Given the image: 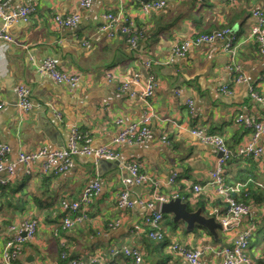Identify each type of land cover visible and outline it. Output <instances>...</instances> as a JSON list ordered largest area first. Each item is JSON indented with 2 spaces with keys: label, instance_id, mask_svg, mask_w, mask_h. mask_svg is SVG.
I'll return each instance as SVG.
<instances>
[{
  "label": "crops",
  "instance_id": "1",
  "mask_svg": "<svg viewBox=\"0 0 264 264\" xmlns=\"http://www.w3.org/2000/svg\"><path fill=\"white\" fill-rule=\"evenodd\" d=\"M144 1L93 0L88 8H80L77 0L3 2L7 8H34L27 21L18 20L8 27L12 41L0 42V144L9 147L8 160L14 164L13 179L0 187V251L10 233L9 225L20 227L30 218L38 221L34 238L20 246V255L13 264H63L60 242L70 255L82 259L96 256L100 264L113 260L111 248L124 245L139 248L143 259L139 264H188L165 250L163 245L172 241L199 250L204 262L219 264L214 251L229 244L241 230L256 225L264 215L263 205H251L250 213L237 225L228 230L217 228L213 236L199 225L188 229L182 220L174 221L172 213H163L165 240L155 241L146 236L143 206L117 208L115 198L121 190H126L134 201L151 194L153 187L149 184L123 183L128 175L125 165L138 162L159 183L161 193L178 194L190 211L199 208L205 216H211V211L223 215L224 206L209 183L218 153L213 146L200 143L190 129L201 127L207 133H217L234 149L250 133L235 122L236 115L245 112L264 118V57L252 40L243 42L233 58L223 49V43L216 41L192 46L185 58L165 62L172 47L195 34L226 26L237 39H245L251 11L264 8V0H168L162 9L148 13L141 9ZM107 12H121L134 21L142 33L135 47H130L121 34L108 37L98 30ZM72 13L80 16L76 27L55 24V15ZM46 58L53 59L59 70L79 75L74 89L53 83L39 71ZM231 60L242 67L245 80L232 82L234 73L227 68ZM145 61L151 66L146 67ZM107 71L113 73V82L105 79ZM149 74L157 83L150 100L158 118L152 121L151 134L143 143L119 146L116 160L75 156L72 167L57 175L36 170L27 174L17 162L20 150L64 146L68 123L90 136L93 148L109 142L117 132L115 120H136L144 107L138 94L120 92L118 83L125 78L145 83ZM20 84L30 92L32 108L26 113L17 107L16 88ZM224 85L232 89L231 94L220 91ZM250 86L263 102L250 98ZM187 99L193 100L192 115L187 110ZM161 136L169 142H162ZM240 159L226 165L229 179L249 170H257L264 179V164L256 163L254 169L252 161ZM171 174L176 175L175 181L166 183ZM94 179L99 180L101 188L88 206V218L70 229L59 230L63 214L60 199H78ZM196 183L202 186L198 193L192 190ZM116 221V227H109ZM257 237L259 244L248 248L251 257L264 252V230Z\"/></svg>",
  "mask_w": 264,
  "mask_h": 264
},
{
  "label": "built area",
  "instance_id": "2",
  "mask_svg": "<svg viewBox=\"0 0 264 264\" xmlns=\"http://www.w3.org/2000/svg\"><path fill=\"white\" fill-rule=\"evenodd\" d=\"M93 0H77L80 8H88ZM168 0H146L141 3L143 12H152L162 9ZM225 2H235V0H221ZM4 0H0V42L12 41L8 33V27L18 20L27 21L33 13V6H20L17 8H7L4 5ZM251 26L246 38L239 40L235 37L229 27L214 29L209 32L195 34L193 38L182 41L178 45L172 47L166 59V63L174 62L176 59L186 57L189 49L192 46H200L206 43L221 41L223 49L229 53L231 58L235 56L240 45L248 40H252L257 45L258 54L264 57V8L258 7L251 11ZM80 16L77 13H72L69 16L61 17L54 16V22L58 27H76L79 24ZM98 30L107 33L108 37H114L121 34L126 37V41L130 47H135L137 41L142 36L140 30L132 19L122 15L121 12H107L103 14V22L99 25ZM146 67L151 66L150 61H145ZM233 74V83H238L245 80V74L242 67L238 63L231 62L227 65ZM39 71L46 75L53 83L64 85L68 89H74L78 83L79 75L77 73H68L59 70L55 61L51 58L44 59ZM107 82L115 80L111 71L105 73ZM156 80L153 75L149 74L147 81L141 83L135 78H125L118 83L117 89L129 96L139 95L144 107L141 116L131 122H125L122 118H117L115 124L117 126L116 135L112 140L104 143L96 148L92 147L91 137L83 133L76 124L68 123L66 125L68 136L65 145L60 148H48L41 146L34 151L20 150L17 153V162L25 167V172L30 174L35 170L42 174H60L69 170L73 165L75 156H92L96 160H116L119 158L118 147L121 145H137L143 143L151 134V123L158 118L152 104L151 97L156 88ZM222 93L231 94L232 89L228 85L220 88ZM17 107L20 112H29L32 108L30 100V92L27 86L20 84L16 88ZM249 96L252 100L263 102V97L255 90L253 86L248 88ZM187 110L189 114H193V100L187 99ZM3 102H0V108ZM57 117H60L57 113ZM235 122L249 129V136L241 143L237 144L234 149L227 146L225 139L217 133H207L201 127L190 129V134L193 135L200 143L213 146L218 156L214 161L213 167L210 170V181L214 187L218 199L224 206V214L218 216L216 212L211 211L209 214L214 216L220 224L222 230H228L230 227L239 223L240 219L248 215L252 206L246 203L242 196L246 194L247 185L243 182L229 183L226 181L225 167L227 162L233 157H248L259 164H264V118L257 119L250 113L240 112L235 117ZM164 143L169 141L166 136H161ZM9 147L5 144H0V187L9 183L14 176V164L8 160ZM37 165L38 167H34ZM128 175L123 179L124 184L142 185L149 184L153 187L148 198H140L134 201L130 198L126 190H121L116 198L115 204L119 209H130L135 204H139L145 208L143 216V224L146 227V236L155 241H163L164 233L161 228L163 213L161 204L179 197L178 194L166 195L160 192L159 183L155 181L149 174L142 170L138 162H130L125 165ZM3 173V175H1ZM176 179L175 174H171L166 183H173ZM101 184L99 180L94 179L82 191L81 195L76 200L66 198L60 199L59 205L63 212L61 218V228L67 230L83 223L88 218V206L93 198L99 193ZM194 193L202 190L200 184L192 186ZM2 190L0 188V196ZM234 223L230 225V222ZM118 221L109 224V227H116ZM38 221L35 218L24 220L20 227L9 225L10 233L7 235L5 244L0 251V264H13L20 255V246L27 241H31L37 231ZM255 230L254 225L241 230L232 241L221 247H218L214 253L219 256V264H264V260H257L259 256L252 258L248 253L249 242L252 239ZM61 248L64 246L60 242ZM166 250L182 259L188 264H214V262H204L201 252L195 248L188 247L178 241L168 243ZM112 256L123 254L132 259L133 264H139L142 261V254L139 248L132 246H121L111 248ZM60 258L66 257L65 250L60 251ZM262 258V256H261ZM100 263V259L96 256L87 259L73 258L67 264H95Z\"/></svg>",
  "mask_w": 264,
  "mask_h": 264
},
{
  "label": "trees",
  "instance_id": "3",
  "mask_svg": "<svg viewBox=\"0 0 264 264\" xmlns=\"http://www.w3.org/2000/svg\"><path fill=\"white\" fill-rule=\"evenodd\" d=\"M221 28H223V27H221ZM221 28H218V29H221ZM238 159L243 160V161H252V163L254 165V169L256 168L255 164L256 163L258 164L257 161H255V160H253L251 158H248V157H246V158L245 157H236L235 156V157L231 158L227 162L226 165L228 166L229 162H231L233 160H235V161L237 160L238 161ZM228 175H229L228 168L225 167V176H226V181L227 182H229V183H235V182L246 183V185H247L246 194L243 195V193H242V196H241V197H244L243 199L245 200L246 203H249L250 205H254V206H258V207H260V205L264 206V179L262 177L261 178L259 177L260 175H259L257 170H252V171L249 170V173H245V172L239 171L238 175L233 176L232 179H229ZM260 180H263V181H260ZM62 216H63V214H60L61 218H62ZM253 225L256 226V230H254V233H253V236H254V234H255V236H254V239L251 241V243L249 242L248 248L251 247V246L254 247L257 244H259V242H260V240L257 237V235H258V233L261 234V232L264 230V215L261 216V219H259V221L257 222L256 225L255 224H253ZM257 226H258V228H257ZM58 229L61 230V225L59 226ZM255 231L258 232V233L256 234ZM167 245H168V243L163 245V246H165V250H166ZM62 249L65 250L64 247H62L61 250ZM65 252H66V257L64 259L63 258L60 259L63 264H67V262L69 260H71L73 258H77V257H74L73 255H70L69 253H67L66 250H65ZM261 254H262L261 255L262 258H261V256L257 258V260H259V261L264 260V252H262ZM252 258H255V257H252ZM120 261L123 262V263L124 262L127 263V262L132 261V259L130 257L126 256V255L118 254V255H115L113 260H111L107 264L120 263ZM142 261H143V259H142ZM95 264H100V263H95Z\"/></svg>",
  "mask_w": 264,
  "mask_h": 264
},
{
  "label": "water",
  "instance_id": "4",
  "mask_svg": "<svg viewBox=\"0 0 264 264\" xmlns=\"http://www.w3.org/2000/svg\"><path fill=\"white\" fill-rule=\"evenodd\" d=\"M162 213H172L173 220H182L186 223L188 229H192L193 226L199 225L205 228L211 235H216L217 228H220V224L217 222L214 216H205L201 212V209L190 211L187 203L182 201L180 197L170 199L167 202L161 204ZM234 222L231 221L230 225Z\"/></svg>",
  "mask_w": 264,
  "mask_h": 264
}]
</instances>
